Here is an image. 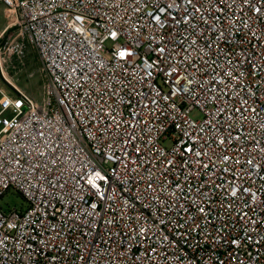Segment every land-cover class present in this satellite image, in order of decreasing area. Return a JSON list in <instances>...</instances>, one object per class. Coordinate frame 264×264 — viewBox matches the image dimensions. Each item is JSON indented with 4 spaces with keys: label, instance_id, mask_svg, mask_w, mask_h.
Wrapping results in <instances>:
<instances>
[{
    "label": "built area",
    "instance_id": "built-area-1",
    "mask_svg": "<svg viewBox=\"0 0 264 264\" xmlns=\"http://www.w3.org/2000/svg\"><path fill=\"white\" fill-rule=\"evenodd\" d=\"M0 3V264H264V0Z\"/></svg>",
    "mask_w": 264,
    "mask_h": 264
},
{
    "label": "rangeland",
    "instance_id": "rangeland-1",
    "mask_svg": "<svg viewBox=\"0 0 264 264\" xmlns=\"http://www.w3.org/2000/svg\"><path fill=\"white\" fill-rule=\"evenodd\" d=\"M8 20L4 5L0 3V32L6 27ZM16 41L23 47L20 57L7 53L3 55L6 64L11 66L8 68V74L18 87L31 95L38 103H42L44 87L49 83L48 77L42 72V65L35 49L22 37H19ZM2 87L13 95L6 85L2 84ZM0 207L5 210L13 207L24 208L26 202L21 195L9 192L0 199Z\"/></svg>",
    "mask_w": 264,
    "mask_h": 264
},
{
    "label": "crops",
    "instance_id": "crops-1",
    "mask_svg": "<svg viewBox=\"0 0 264 264\" xmlns=\"http://www.w3.org/2000/svg\"><path fill=\"white\" fill-rule=\"evenodd\" d=\"M4 11H5V8H4ZM5 13H6V11H5ZM6 15H7V14H6ZM7 16H8V15H7ZM8 17H9V16H8ZM8 23H9V20H8ZM8 23H7V24H8ZM6 26H7V25H6ZM4 29H5V28H4ZM4 29H3V30H4ZM3 30H2V31H3ZM2 31H1V32H2ZM1 32H0V33H1Z\"/></svg>",
    "mask_w": 264,
    "mask_h": 264
}]
</instances>
